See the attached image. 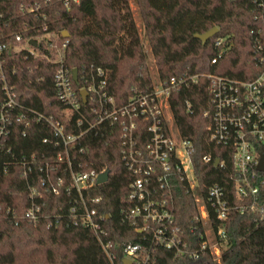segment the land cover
Wrapping results in <instances>:
<instances>
[{"label":"trees","instance_id":"obj_1","mask_svg":"<svg viewBox=\"0 0 264 264\" xmlns=\"http://www.w3.org/2000/svg\"><path fill=\"white\" fill-rule=\"evenodd\" d=\"M135 1L163 81L207 74L249 81L261 73L259 59L264 50L260 51L258 42L264 45V0ZM214 27L219 32L206 44L196 37ZM17 37H22V43H17ZM28 40L37 47L40 42L39 55L27 50L8 51L7 77L17 100L40 114L62 119L64 106L57 96L54 79L58 65L54 60L66 42L64 64L78 70L76 89L89 79L93 68H102L108 73V92L119 105L153 91L148 56L128 0H0V41L15 47ZM214 58L218 60L212 64ZM209 86L210 80L200 77L198 83L172 93L170 105L181 137L193 145V167L205 199L208 225L221 250L220 259L210 248H203L206 227L198 220L194 193L183 183L176 190L174 210L181 251L153 244L156 251L151 264H264V213L260 212L264 209V188L254 210L239 209L240 205L251 206L254 199L238 197L233 152L210 140L213 106ZM46 137L52 140L53 132L33 119L27 125L15 126L0 151V264H112L92 231L67 219L56 224L52 218L53 225L48 218L38 225L25 219L31 206V188L37 185L31 183V177L27 180L18 163L31 160L32 155L53 162L56 150L52 142L44 143ZM118 138L109 126L93 132L84 142L86 154H77V159L90 168H106L115 174L94 191L104 197L100 213L109 215L104 223L106 240L114 246L132 243L149 249L151 236L125 220L128 176ZM206 156L212 161L205 163ZM216 159L225 165L216 166ZM38 173L39 168H34L32 175ZM213 185L225 191L229 208L225 221L219 220L217 210L207 200L208 188ZM36 189V203L44 217L68 213L65 194L55 196L39 185Z\"/></svg>","mask_w":264,"mask_h":264},{"label":"built area","instance_id":"obj_2","mask_svg":"<svg viewBox=\"0 0 264 264\" xmlns=\"http://www.w3.org/2000/svg\"><path fill=\"white\" fill-rule=\"evenodd\" d=\"M16 41L22 43V37H17ZM221 43L220 40L217 45L221 46ZM37 44L38 47H34L28 40L22 46L13 47L0 41V151L15 126L27 125L33 119L44 123L53 132L52 140L46 137L44 143H53L56 150L54 161H41L32 155L31 160L24 159L18 164L22 166L27 180L31 177V183L44 187L55 196L65 194L69 199V209L66 215L44 217L41 206L36 203V186L31 188V206L24 216L28 222L38 225L48 218L49 224L53 225L51 220L55 218L56 224L60 219H67L75 226H82L95 234L112 264H124L125 260L131 264H151L154 260L152 253L156 251L153 244L180 252L181 241L177 240L174 229V210L176 190L181 184L186 183L194 193L200 212L198 220L205 227L209 216L193 167V145L179 133L170 96L184 86L198 83L200 77L210 80L213 106L212 121L208 127L210 140L233 152L234 168L238 174V197L254 199L251 206L244 204L239 209H255L260 191L264 188V171L258 169L264 155V53L259 59L261 73L253 80L207 74L163 81L158 74L156 78L153 76L152 92L138 94L128 103L119 105L108 92V73L102 68H93L83 86H78L79 89L74 87L73 71L64 64L66 42L54 60L58 65L54 79L57 96L64 106L62 119H57L21 104L7 77V52L27 50L38 56L40 42ZM258 44L263 51L264 45ZM217 60L214 58L212 64ZM49 61L52 62L51 58ZM83 91L87 92L86 102L82 97ZM107 126L119 135L120 159L128 176L125 220L138 232L151 236L152 246L149 249L132 243L114 246L106 240L108 234L104 223L109 215L100 213L104 197L96 196L94 191L106 185L115 174L112 175L106 168H90L88 163L77 159V154L85 155L87 152L86 137ZM203 160L209 163L212 158L206 156ZM219 160V166L223 167L225 162ZM34 168H39V173L32 175ZM106 172L109 173L107 182L99 183L100 176ZM206 197L217 210L219 220L225 221L229 208L224 189L213 185L208 188ZM260 212L263 214L264 209ZM220 235L226 237L223 231ZM206 237L207 243L203 248H210L213 253L207 234Z\"/></svg>","mask_w":264,"mask_h":264},{"label":"rangeland","instance_id":"obj_3","mask_svg":"<svg viewBox=\"0 0 264 264\" xmlns=\"http://www.w3.org/2000/svg\"><path fill=\"white\" fill-rule=\"evenodd\" d=\"M129 4L131 6V9L133 11V16H134V20L136 23V26L138 27L139 33H140V37H141V41H142V46L145 50V52L147 53L148 56V63H149V67L151 70L152 75L154 76V78L157 77L158 75V71L156 68V64H155V58L153 56L152 53V49H151V44L150 42L146 39L145 36V32H144V27H143V23H142V19L139 13V9L137 6V3L135 0H128ZM65 33V32H64ZM65 38H68L69 36H64ZM55 53H57V51L55 50ZM60 55V53H58V55H55V57L58 58V56ZM206 229H207V236H208V242L212 247V251L213 254L218 258V260L220 259V255H221V250L219 248V246L217 245V243L215 242V237L214 235L211 233L209 226L206 225Z\"/></svg>","mask_w":264,"mask_h":264},{"label":"water","instance_id":"obj_4","mask_svg":"<svg viewBox=\"0 0 264 264\" xmlns=\"http://www.w3.org/2000/svg\"><path fill=\"white\" fill-rule=\"evenodd\" d=\"M218 32H219V29L217 27H214V28H212L211 30H209L208 32H206L204 34L196 35V37L199 38L203 42V44H206L208 42V40L213 38ZM64 36H69V34L67 32H65ZM31 44L36 46V42H34V41H31ZM73 79H74L75 83L77 85H79V78H78V70L77 69L73 70ZM82 97H83L84 102H86V97H87V92L86 91L82 92ZM219 162H220V160L217 159L216 162H215V165L218 166ZM258 169L260 171H264V155L262 157V161H261L260 166L258 167ZM108 177H109V173L108 172L104 173L103 175L100 176L99 183L107 182ZM124 264H131V262L125 260Z\"/></svg>","mask_w":264,"mask_h":264}]
</instances>
